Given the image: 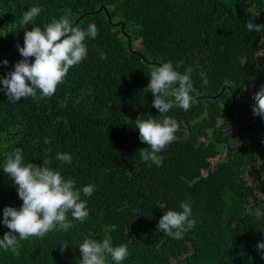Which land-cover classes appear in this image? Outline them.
<instances>
[{
	"label": "trees",
	"instance_id": "obj_1",
	"mask_svg": "<svg viewBox=\"0 0 264 264\" xmlns=\"http://www.w3.org/2000/svg\"><path fill=\"white\" fill-rule=\"evenodd\" d=\"M33 6L40 14L22 25ZM62 16L84 30L96 25L97 36L85 38V58L51 97L11 102L0 91V239L10 231L3 209L22 205L3 171L16 148L24 164L49 159L76 189L94 185L89 197L81 191L89 215L81 222L68 213L67 231L18 238L14 248H0V264H80L85 238L127 245L121 264H264V249H257L264 209L254 211L264 182L249 184L256 163L263 159L264 166V119L242 105L264 85V0H0V79L23 59L17 45L23 47L25 30ZM249 21L261 30L249 31ZM165 62L181 74L193 68V102L187 111L174 106L164 114L178 130L158 154V167L140 158L147 145L135 120L164 118L145 88L153 66ZM222 146L226 157L214 164ZM57 153L70 154L71 163ZM182 202L190 203L196 223L174 239L157 225L166 211H182Z\"/></svg>",
	"mask_w": 264,
	"mask_h": 264
},
{
	"label": "clouds",
	"instance_id": "obj_2",
	"mask_svg": "<svg viewBox=\"0 0 264 264\" xmlns=\"http://www.w3.org/2000/svg\"><path fill=\"white\" fill-rule=\"evenodd\" d=\"M41 9L33 6L23 13L20 23L24 26L32 25L34 18ZM249 31L261 30V25L251 21L246 23ZM98 29L95 24H89L87 30L73 26L68 16L53 19L42 27L32 26L25 30L23 47L17 45V50L23 57L14 65V70L0 79L6 97L11 102H18L21 98L51 97L57 87L64 82L69 69L79 64L86 56L85 38H95ZM8 45V44H7ZM6 45V46H7ZM11 48V46H10ZM6 51V49H5ZM34 60L29 62V58ZM101 59L106 54L100 53ZM7 64V61H3ZM189 67L181 74L174 70L171 62L153 66L150 81L145 88L151 92L154 99L152 106L158 109L162 120L155 117L136 119L135 125L139 130V139L147 147L138 150L143 161H151L156 166H162L163 158L158 155L175 139L178 123L165 116L171 108L179 107L184 111L190 108L193 97L191 73ZM202 83L208 84L204 73H201ZM39 92L40 97H37ZM255 105L252 107L254 115L264 119V85L253 95ZM56 159L63 163H71V156L67 153H57ZM21 149L16 148L13 153L7 154L3 171L17 185L18 197L22 200L19 210L13 207L3 209L2 223L10 230L0 239V248H14L17 240H26L29 237H43L54 230L67 231L72 227L68 213L74 220L83 222L89 215L86 201L83 196L89 197L94 191V185H87L80 189L75 188V181L65 179L60 171L53 170L49 159L43 160V166L33 163H23ZM151 166V165H150ZM254 184V183H253ZM249 186V184H248ZM182 211L168 210L160 218L157 230L174 239H182L184 234L193 229L196 221L191 219V205L188 202L180 204ZM18 234V236L16 235ZM61 247L64 251L68 246ZM257 249H264V242L257 244ZM82 256L80 264H108L110 257L115 264L128 256L127 245L113 247L110 238L98 242L95 239L85 238L79 244ZM264 258V256H262Z\"/></svg>",
	"mask_w": 264,
	"mask_h": 264
},
{
	"label": "rangeland",
	"instance_id": "obj_3",
	"mask_svg": "<svg viewBox=\"0 0 264 264\" xmlns=\"http://www.w3.org/2000/svg\"><path fill=\"white\" fill-rule=\"evenodd\" d=\"M264 55V53H260V56L259 57H262ZM251 97H252V100H247V101H243L242 105H248V108H249V111L252 110V107L255 105V101L253 99V95L251 94ZM235 108H237V103H233L231 105V108L229 109H232V112L235 116V119L237 120L239 118L238 114L235 113ZM224 120H221L219 121V126L223 123ZM241 145V142L238 140L237 138V133L234 132L233 134V139L231 140V147L233 149L234 152H237L238 150V146ZM221 154L217 157V158H214L212 161L213 163H217L221 158H224L226 157V154H227V146H222L221 148ZM263 159H261L260 161H258L256 163V165L254 166V169H253V177H250L249 180V184L250 185H253V183L256 185V184H259L260 182H264V168H263ZM261 176V178H260ZM255 201L253 200V203ZM260 209H264V197L262 195H258V206H255V209L254 211H259Z\"/></svg>",
	"mask_w": 264,
	"mask_h": 264
},
{
	"label": "water",
	"instance_id": "obj_4",
	"mask_svg": "<svg viewBox=\"0 0 264 264\" xmlns=\"http://www.w3.org/2000/svg\"><path fill=\"white\" fill-rule=\"evenodd\" d=\"M10 50V45H7L6 46V51H9Z\"/></svg>",
	"mask_w": 264,
	"mask_h": 264
}]
</instances>
